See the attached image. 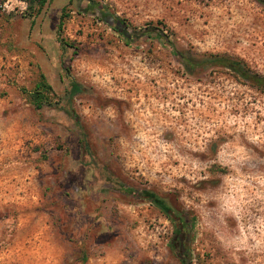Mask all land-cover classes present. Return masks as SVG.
<instances>
[{
  "label": "rangeland",
  "instance_id": "374dc122",
  "mask_svg": "<svg viewBox=\"0 0 264 264\" xmlns=\"http://www.w3.org/2000/svg\"><path fill=\"white\" fill-rule=\"evenodd\" d=\"M91 1L143 36L81 0H0V264H180L169 219L118 186L185 212L190 264H264V88L173 59L264 74V4Z\"/></svg>",
  "mask_w": 264,
  "mask_h": 264
},
{
  "label": "trees",
  "instance_id": "16d2710c",
  "mask_svg": "<svg viewBox=\"0 0 264 264\" xmlns=\"http://www.w3.org/2000/svg\"><path fill=\"white\" fill-rule=\"evenodd\" d=\"M46 0H33V2L38 3L40 9L43 7ZM86 1V0H85ZM258 3L264 4V0H254ZM98 5V4H97ZM98 7L101 8L99 5ZM106 12V10H102ZM61 19V18H60ZM61 21H59L58 29L60 28ZM121 26L125 30H118L116 25H111V27L119 34L123 36L126 43L134 41L136 38L143 36V32H135L134 30L128 31L127 26L124 22L121 23ZM163 42H167L166 36L162 31L158 30V33L155 34ZM175 57L183 59L180 63L185 67V70L188 73H193L197 69H207V68H220L228 70L233 73L241 81L250 84L255 89L264 88V74H259L251 70L244 62L236 58L230 57L228 55L220 54H207L202 58H194L185 53H182L178 50H174ZM41 79L38 81L32 92L31 98L34 103V106L38 109L41 108L48 102V94L51 92L52 88L49 84L45 82L44 77L41 75ZM81 91V87L75 83L71 82L69 95L74 96ZM82 141V139H81ZM119 191L122 193L134 196L141 197L152 204H154L171 222L172 225V240H171V249L180 262V264H190L189 258V240H190V223L189 219L185 212L171 206L168 204L162 197L158 196L150 190L136 191L129 188H122L118 186Z\"/></svg>",
  "mask_w": 264,
  "mask_h": 264
},
{
  "label": "flooded vegetation",
  "instance_id": "af4514ba",
  "mask_svg": "<svg viewBox=\"0 0 264 264\" xmlns=\"http://www.w3.org/2000/svg\"><path fill=\"white\" fill-rule=\"evenodd\" d=\"M86 3V5H84L86 8H91V9H95V8H97L98 10H99V15H101V16H104L106 19H111L112 20V22H113V24L114 25H116V28H118V30H125L124 28H123V26H121V23H122V21H119V20H117L116 18H114L112 15H110L109 13H106V12H103L102 10V7L100 8V7H98V6H95L94 5V2H92L91 0H86L85 1ZM98 17H100V16H98ZM101 18V17H100ZM176 62H178L180 65H182L180 62L183 60V59H179V58H177V57H175V58H173ZM182 68L183 69H185V67L184 66H182Z\"/></svg>",
  "mask_w": 264,
  "mask_h": 264
},
{
  "label": "water",
  "instance_id": "95a60500",
  "mask_svg": "<svg viewBox=\"0 0 264 264\" xmlns=\"http://www.w3.org/2000/svg\"><path fill=\"white\" fill-rule=\"evenodd\" d=\"M81 1H82V3H81V7H82V8H86V7L84 6V5H86V4H85V3H86L85 0H81ZM92 11H93V13H94L95 15L100 16L102 19L105 18L104 16L99 15V13H98L99 10H98L97 8H95V9L93 8ZM106 22L109 23L110 25H114L111 19H106Z\"/></svg>",
  "mask_w": 264,
  "mask_h": 264
}]
</instances>
